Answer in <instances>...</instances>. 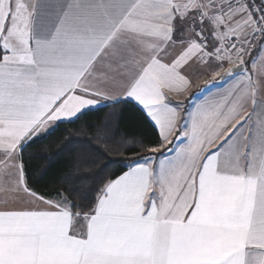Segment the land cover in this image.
<instances>
[{"label":"snow or ice","instance_id":"snow-or-ice-1","mask_svg":"<svg viewBox=\"0 0 264 264\" xmlns=\"http://www.w3.org/2000/svg\"><path fill=\"white\" fill-rule=\"evenodd\" d=\"M190 68L233 83L173 103ZM128 101L158 146L83 202L29 186L36 139ZM0 205V264H264V0H0Z\"/></svg>","mask_w":264,"mask_h":264},{"label":"trees","instance_id":"trees-1","mask_svg":"<svg viewBox=\"0 0 264 264\" xmlns=\"http://www.w3.org/2000/svg\"><path fill=\"white\" fill-rule=\"evenodd\" d=\"M139 139L159 143L140 107L131 101L97 106L25 149L29 186L40 193L70 192L79 202L91 199L103 180L120 175L132 157L143 155L131 143Z\"/></svg>","mask_w":264,"mask_h":264},{"label":"crops","instance_id":"crops-1","mask_svg":"<svg viewBox=\"0 0 264 264\" xmlns=\"http://www.w3.org/2000/svg\"><path fill=\"white\" fill-rule=\"evenodd\" d=\"M253 56L256 55V53H252ZM168 59H171V56L168 57ZM225 68L229 67V65L225 64ZM192 68H195V65L192 66ZM192 68L188 69L187 72L190 75V78L192 80L191 86L187 89L186 92H183L180 95H176L175 93H169V96L173 103L176 101H183L185 106H188L189 103V97H192L193 93H196L197 97L200 99H203L205 96L212 97L217 93L223 92L226 88L230 86L231 83H233V79L229 78L227 80H223L221 83H216L215 85L210 84L207 89L203 93L198 92L197 90L202 88L206 81H209L212 79L213 71H217L219 69H208L203 70L200 69L197 72H193ZM118 94V93H113ZM134 103V102H133ZM135 104V103H134ZM104 105L99 104L97 106ZM96 106V107H97ZM138 106V105H137ZM139 107V106H138ZM28 198L24 195H21L20 200L17 202V206L25 202ZM2 206V205H0Z\"/></svg>","mask_w":264,"mask_h":264},{"label":"water","instance_id":"water-1","mask_svg":"<svg viewBox=\"0 0 264 264\" xmlns=\"http://www.w3.org/2000/svg\"><path fill=\"white\" fill-rule=\"evenodd\" d=\"M222 81H219L218 83H221Z\"/></svg>","mask_w":264,"mask_h":264},{"label":"rangeland","instance_id":"rangeland-1","mask_svg":"<svg viewBox=\"0 0 264 264\" xmlns=\"http://www.w3.org/2000/svg\"><path fill=\"white\" fill-rule=\"evenodd\" d=\"M247 59V58H246Z\"/></svg>","mask_w":264,"mask_h":264}]
</instances>
